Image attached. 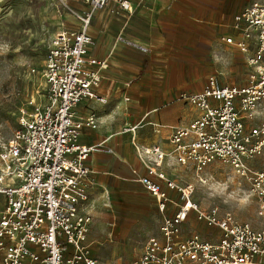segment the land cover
<instances>
[{
  "label": "built area",
  "instance_id": "1",
  "mask_svg": "<svg viewBox=\"0 0 264 264\" xmlns=\"http://www.w3.org/2000/svg\"><path fill=\"white\" fill-rule=\"evenodd\" d=\"M82 1L87 8L76 14L79 27L50 40L38 71L42 83L18 109L17 126L0 152V264L97 263L88 240L93 182L86 162L100 144L79 141L81 129L96 127L97 120L94 114L76 119L74 108L84 98L105 102L95 87L106 60L89 54L94 11L130 16L134 6L130 0ZM219 41L241 53L245 84L221 83L210 74L200 91L181 92L179 99L197 114L172 130L169 153L139 143V123L124 129L132 132L146 169L138 180L161 213L160 235L149 237L130 264H264V171L251 165L264 153V0L234 14ZM169 156L200 181L209 165H229L248 183L260 226L217 207L201 208L191 198L193 183H178L162 170ZM192 215L210 237L185 232Z\"/></svg>",
  "mask_w": 264,
  "mask_h": 264
},
{
  "label": "crops",
  "instance_id": "2",
  "mask_svg": "<svg viewBox=\"0 0 264 264\" xmlns=\"http://www.w3.org/2000/svg\"><path fill=\"white\" fill-rule=\"evenodd\" d=\"M130 1L134 6L130 16L124 12L117 15L108 10L94 11L88 32L95 43L89 49V54L106 60L101 69L100 82L95 87V91L105 98V102L84 98L74 108L76 119H84L94 114L97 120L96 127L84 126L79 136L81 143L100 144V148L91 153L86 162L93 182L90 202L99 211L107 209L108 206L119 210V218L129 215L134 217L139 204L149 203L158 210L154 197L138 180L146 173V169L131 144L132 132L124 129L139 123L134 133L136 140L145 146L157 144L169 153V136L172 130L177 126L187 125L197 114L193 106L182 100L190 107L188 111L183 109L176 97L181 92H197L204 87L185 90L186 83H183L181 76L177 81L173 71L165 76L163 74L162 77H152L142 72V66L152 59L156 62L166 60L168 66H175L177 61L186 63L189 31L200 33V28L208 27L210 20L213 22V36L218 43H222L219 41L221 31L226 30L234 14L254 0ZM226 1H231V4L226 7L219 5ZM223 17L232 18L226 22ZM93 20L100 25L99 39L94 32H90ZM146 31L150 38L144 40L141 34ZM115 35H119V43L113 45ZM147 43L149 47L144 46ZM229 47L239 53L243 62L241 53L234 47ZM147 50L150 54L146 53ZM164 51L168 53H163ZM160 67L161 64L157 63L154 68L158 74L162 72ZM155 127H159V130L155 131ZM162 170L167 177L178 183L189 182L186 177L190 169L176 164L170 156L165 158ZM94 215L88 234L91 255L100 250L95 245L97 239L90 235L93 222L107 217L101 212H94ZM159 215L161 224L160 212ZM127 236L129 237L122 230L119 231L116 235L119 238L118 248L124 245ZM142 244L135 257L141 252ZM108 251L115 253V250Z\"/></svg>",
  "mask_w": 264,
  "mask_h": 264
},
{
  "label": "rangeland",
  "instance_id": "3",
  "mask_svg": "<svg viewBox=\"0 0 264 264\" xmlns=\"http://www.w3.org/2000/svg\"><path fill=\"white\" fill-rule=\"evenodd\" d=\"M230 2L219 5L226 7ZM85 7L82 0H0V152L17 126L18 109L31 92L34 93L38 84L42 83L38 71L42 68L50 40L61 29L77 28L76 14ZM231 18L223 17L226 22ZM210 21L208 27L200 28V33L189 31L186 63L177 61L175 66H168L166 60L156 62L152 59L144 63L142 72L152 77H162L163 74L165 76L173 71L177 81L182 77L187 86L185 90L189 91L201 89L210 74H215L221 83L245 84L247 65L241 61L237 51L216 41L212 34L213 22ZM90 32H94L97 39L101 36L100 25L95 20L90 26ZM141 36L144 40L150 38L147 31ZM118 43L119 35H115L113 45ZM144 46L149 47V44ZM146 53L150 54L148 50ZM157 63L161 64L162 72L159 74L154 70ZM32 68L36 73L31 72ZM176 101L186 111L190 109L178 97ZM251 165L264 171V153L256 156ZM186 180L194 184L195 190L191 198L201 208L217 207L220 213L229 211L255 228L260 226L255 212V200L249 194L248 183L236 175L229 165H209L203 173L202 181L195 178L192 170H189ZM136 208L138 211L134 213V217L129 215L119 218V210L108 206L107 209L99 211L91 202L93 216L96 215L94 212L107 216L98 222L94 220L91 228V238L97 239L95 245L100 248L96 254H92L97 259L96 264H130L146 238L158 237V210L149 203L139 204ZM120 230L129 237L118 248L119 238L116 235ZM194 231L210 237L208 228L192 215L185 225V232L191 234ZM108 250H115V253Z\"/></svg>",
  "mask_w": 264,
  "mask_h": 264
}]
</instances>
